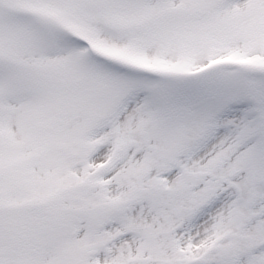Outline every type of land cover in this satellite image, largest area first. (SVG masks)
<instances>
[{"label":"snow or ice","instance_id":"6c2138e0","mask_svg":"<svg viewBox=\"0 0 264 264\" xmlns=\"http://www.w3.org/2000/svg\"><path fill=\"white\" fill-rule=\"evenodd\" d=\"M0 264H264V0H0Z\"/></svg>","mask_w":264,"mask_h":264}]
</instances>
